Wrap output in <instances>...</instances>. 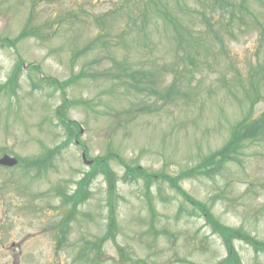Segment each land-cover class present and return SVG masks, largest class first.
Segmentation results:
<instances>
[{"label":"rangeland","instance_id":"rangeland-1","mask_svg":"<svg viewBox=\"0 0 264 264\" xmlns=\"http://www.w3.org/2000/svg\"><path fill=\"white\" fill-rule=\"evenodd\" d=\"M124 1L0 0L1 37H16L29 18L39 37L40 29L46 35L18 44L25 67L12 89L3 87L16 52L0 49V157L8 153L35 160L61 144L40 173L0 167V264H93L92 243L100 244L106 235L110 213L109 185L96 161L90 169L96 158L120 155L148 176L176 177L220 149L252 106L253 117L264 111V38L258 30L249 26L225 37L224 50L208 48L209 41L190 43L195 35L180 44L167 21L158 16L142 20L146 0ZM165 1L182 6L180 16L192 28L204 29L193 12L203 8L199 0ZM100 34L104 44L94 43L85 55L75 56ZM113 60L156 71L158 91L165 94L175 85L177 99L127 94L115 81L100 78ZM31 64L59 82L80 72L91 75L64 93L77 102L64 117L70 130L80 126L78 135L68 137L57 121L63 93L45 79L38 83L36 72L28 70ZM144 105L153 106L152 113L137 112ZM244 152L241 164L229 163L212 179H188L181 185L192 199L206 203L219 222L264 242V143ZM109 166L117 176L112 205L118 220L105 237L102 264H117L119 248L132 264H218L226 257L209 226L169 183L153 179L147 189L142 179L124 176L125 169L114 160ZM84 175L89 195L78 206L65 243L57 245L54 228L68 207L56 192L73 193ZM147 204L156 210L153 223ZM233 242L242 264H264L261 251Z\"/></svg>","mask_w":264,"mask_h":264},{"label":"trees","instance_id":"trees-1","mask_svg":"<svg viewBox=\"0 0 264 264\" xmlns=\"http://www.w3.org/2000/svg\"><path fill=\"white\" fill-rule=\"evenodd\" d=\"M147 8L143 15L145 21L149 16H158L160 19L167 21L173 29V32L176 34L177 39H180V44H183V41L186 38H189L195 35L193 40H189L190 43L197 41L199 43H207V47L210 49H215L216 46H219L221 50H224V39L225 37H233V35L238 34L244 28H254L259 31V38H264V0H199L203 8H195L193 12L197 15L198 23L204 26L202 31L192 28L188 25L186 21L181 18L180 14L183 13L182 6L168 4L165 0H146ZM126 2L124 0H118L117 5H124ZM114 8V7H113ZM111 8L110 10H112ZM173 12V13H172ZM190 12V10H189ZM192 12V10H191ZM74 14L73 12H70ZM180 19V21L178 19ZM100 25L103 26L104 22L99 21ZM177 22V24H176ZM177 29L182 31V35L178 32ZM200 32V34H199ZM199 34V40L197 38ZM46 35L41 34L40 37L38 30L31 27V19L29 18L26 26L21 30L18 36L14 39H7L0 37V48L7 49H17V45L20 41L28 39L30 37H37L42 40ZM262 41V40H261ZM94 43H97V46L104 44V39L100 34L96 41L90 42L86 47L81 50V55H85L91 50V47L94 46ZM96 46V47H97ZM77 56V55H76ZM189 55H187L188 57ZM180 59V58H179ZM113 67L102 71L99 75L100 78L111 79L115 81L117 85L123 88L125 93H133L135 95L143 93L148 98H159V100H165L166 96L170 98V101L178 96L179 90L176 89L175 92L172 90L175 88V85L169 86L165 94L159 92L160 82H158V74L153 70H134L126 64L125 61L113 60ZM22 68V59L20 55L16 53V62L8 77L7 83L4 85L5 88H10L16 86L15 80L21 72ZM31 70L38 72L41 70L37 66H31ZM42 73V72H41ZM43 75V73H42ZM177 73H175L176 77ZM86 79L83 73L79 75H72L69 79L64 82H58L54 79H45L48 86H52L55 89H59L62 93H65L67 88L77 85L80 80ZM38 83L43 84L40 78H37ZM158 100V101H159ZM63 105L58 110V117L64 126L68 125L67 118L60 110L63 108L64 112L69 105L76 101H66L65 98L62 101ZM84 104V102H83ZM148 112H151L153 106L144 105ZM140 111V110H138ZM140 112H143L142 110ZM253 106L250 108V111L242 120L237 122L232 128L229 140L220 148L214 152H211L209 155L202 158L198 164L187 169L186 171L180 172L176 177L159 174V176H148L146 172L139 167H130L129 162H127L123 157L112 155L111 153L107 154L104 158H99L98 168L102 176L106 178L109 185V194H110V213H109V224H108V234L113 231L116 226V213L115 208L112 205V198L115 192L114 182L116 181V173L109 166L110 162L114 160L118 165L125 169L124 176H130L131 178H139L146 182V188L148 189V181L151 180H162L169 183L173 191L179 194L183 199L185 204H189L195 213H198L200 217L206 222V224L211 229L214 235H217L218 239L221 240L222 245L226 250V258L221 260L218 264H241L240 258L235 250L234 242L235 240H240L246 242L250 245L255 252L264 253V242L257 240L255 237L250 236L247 232L242 229H233L222 225L218 222L217 218L210 213V207L207 204H201L200 202L192 199L189 194L180 187L178 182L182 180H187L189 178H207L212 179L216 177L222 170L225 169L226 165L229 163L238 164L240 163V158L244 154L245 148L250 145L257 143H264V111L256 117H253ZM255 116V115H254ZM74 134V133H73ZM72 134V135H73ZM70 135V136H72ZM79 192L74 196V204H77L84 199L85 195L83 194L82 186L78 187ZM149 204V199H148ZM147 204V205H148ZM149 209L154 215V208L150 205ZM106 237V236H105ZM105 237L100 241V244L94 245L96 251L93 255L92 262L93 264H100L101 258H104L101 253V248L105 242ZM122 253V250H120Z\"/></svg>","mask_w":264,"mask_h":264},{"label":"water","instance_id":"water-1","mask_svg":"<svg viewBox=\"0 0 264 264\" xmlns=\"http://www.w3.org/2000/svg\"><path fill=\"white\" fill-rule=\"evenodd\" d=\"M17 163L16 159L12 157H8V155L3 156L0 160V164L4 166H13Z\"/></svg>","mask_w":264,"mask_h":264}]
</instances>
